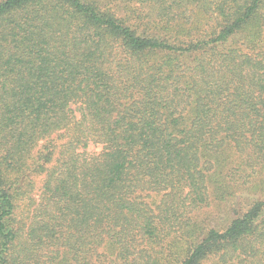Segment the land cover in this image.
<instances>
[{
  "label": "trees",
  "instance_id": "trees-1",
  "mask_svg": "<svg viewBox=\"0 0 264 264\" xmlns=\"http://www.w3.org/2000/svg\"><path fill=\"white\" fill-rule=\"evenodd\" d=\"M0 264H264V0H0Z\"/></svg>",
  "mask_w": 264,
  "mask_h": 264
},
{
  "label": "rangeland",
  "instance_id": "rangeland-1",
  "mask_svg": "<svg viewBox=\"0 0 264 264\" xmlns=\"http://www.w3.org/2000/svg\"><path fill=\"white\" fill-rule=\"evenodd\" d=\"M47 144H49V139L40 141L38 143V147L34 149V156L37 154V150H39L40 148L42 149ZM238 195L243 196V197H248L249 193H241ZM29 197L32 200H30L28 197L24 198V201H21V204L19 205V209H18L19 217L24 220L26 216H28L29 213L32 212V207H33L32 201L35 203L37 200V177L35 178L34 186H33L31 193L29 194ZM228 203H219L218 205H215L209 212L207 211L204 214H206L208 217H211V218L223 220L224 217L226 216V213L224 212L223 209L227 207Z\"/></svg>",
  "mask_w": 264,
  "mask_h": 264
}]
</instances>
